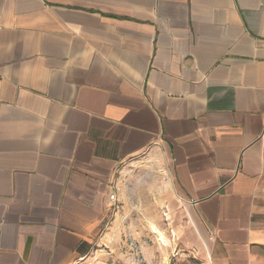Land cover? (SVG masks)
Here are the masks:
<instances>
[{
  "label": "crops",
  "instance_id": "1",
  "mask_svg": "<svg viewBox=\"0 0 264 264\" xmlns=\"http://www.w3.org/2000/svg\"><path fill=\"white\" fill-rule=\"evenodd\" d=\"M129 162L142 216L264 264V0H0V264L87 256Z\"/></svg>",
  "mask_w": 264,
  "mask_h": 264
},
{
  "label": "rangeland",
  "instance_id": "2",
  "mask_svg": "<svg viewBox=\"0 0 264 264\" xmlns=\"http://www.w3.org/2000/svg\"><path fill=\"white\" fill-rule=\"evenodd\" d=\"M142 165L129 162L126 166L122 187L128 202L127 215L121 207L123 217H111L103 230V238L87 256L73 264H207L202 251L193 246L190 234L182 232V224L175 215L142 216L141 199H146L143 184H150L151 180L150 172L142 171L145 169ZM157 170L163 176L167 173L161 166ZM150 224L164 232L165 242L153 232Z\"/></svg>",
  "mask_w": 264,
  "mask_h": 264
},
{
  "label": "bare ground",
  "instance_id": "3",
  "mask_svg": "<svg viewBox=\"0 0 264 264\" xmlns=\"http://www.w3.org/2000/svg\"><path fill=\"white\" fill-rule=\"evenodd\" d=\"M153 225V224H152ZM150 226H151V224H150ZM152 230H153V232L154 233H157L158 235H160V239L162 240V242H165V238H164V235H163V233L164 232H161L160 230H158V228L156 229L155 227H153V226H151L150 227ZM163 231V230H162ZM168 241V240H167ZM166 241V242H167ZM164 244H166V243H164Z\"/></svg>",
  "mask_w": 264,
  "mask_h": 264
}]
</instances>
